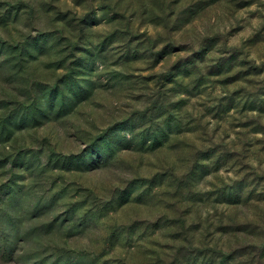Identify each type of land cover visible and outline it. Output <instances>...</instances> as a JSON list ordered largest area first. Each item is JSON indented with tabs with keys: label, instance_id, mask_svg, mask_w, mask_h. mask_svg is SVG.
Returning a JSON list of instances; mask_svg holds the SVG:
<instances>
[{
	"label": "rangeland",
	"instance_id": "rangeland-1",
	"mask_svg": "<svg viewBox=\"0 0 264 264\" xmlns=\"http://www.w3.org/2000/svg\"><path fill=\"white\" fill-rule=\"evenodd\" d=\"M0 264H264V0H0Z\"/></svg>",
	"mask_w": 264,
	"mask_h": 264
},
{
	"label": "trees",
	"instance_id": "trees-1",
	"mask_svg": "<svg viewBox=\"0 0 264 264\" xmlns=\"http://www.w3.org/2000/svg\"><path fill=\"white\" fill-rule=\"evenodd\" d=\"M63 95L64 94L62 93L61 98H60L61 100L58 101V103H57V99H55V98H57V96L59 97V91L57 93V91L53 90V88H52L50 99L46 103H42L41 108L44 106H48L50 108V110L53 111V110H55V108H58V107L60 108L59 110H61L62 108L69 106L71 100H66ZM41 108H38V109L40 110ZM108 140H109V138H105L103 141V145L105 144V142H108ZM96 150H97V153H94V154H97L98 161L101 160L102 158H104V159L108 158L107 156H105L106 153L103 154L102 153L103 151H101L99 148H97ZM93 151H95V150H93Z\"/></svg>",
	"mask_w": 264,
	"mask_h": 264
}]
</instances>
